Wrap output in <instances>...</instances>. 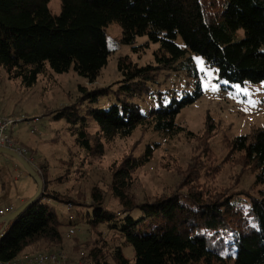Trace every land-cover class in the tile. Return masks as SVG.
<instances>
[{"label": "trees", "instance_id": "trees-1", "mask_svg": "<svg viewBox=\"0 0 264 264\" xmlns=\"http://www.w3.org/2000/svg\"><path fill=\"white\" fill-rule=\"evenodd\" d=\"M50 1L0 0V68L27 90L47 66L57 74L72 69L94 83L108 62L105 29L112 23L119 25L124 45L133 47L140 37L159 44L155 65L137 66L120 58L119 81L91 91L81 88L73 104L53 114L54 120L66 122L75 147L85 156L101 155V142L126 139L138 129L169 136L184 132L176 116L200 99V83L166 103L160 91L150 92L148 86L157 83L162 71L197 76L191 54L200 56L227 87L261 84L264 89V0H60L58 15L49 10ZM155 94L157 107L143 110L142 97L149 95L152 101ZM100 99L108 106L98 107ZM90 122L98 128L99 141L88 133ZM230 146L253 170L254 194L203 199L189 189L137 203L129 195L132 175L149 162V146L112 170L110 190L117 211L106 206L95 188L89 202L48 193L47 169H35L43 193L0 234V264L16 260L39 242L48 248L61 243L62 223L51 200L87 209L82 223L102 227L120 240L121 246L107 254L90 249L82 255L87 264H264V128L235 137ZM123 246L132 249L133 261Z\"/></svg>", "mask_w": 264, "mask_h": 264}, {"label": "rangeland", "instance_id": "rangeland-1", "mask_svg": "<svg viewBox=\"0 0 264 264\" xmlns=\"http://www.w3.org/2000/svg\"><path fill=\"white\" fill-rule=\"evenodd\" d=\"M48 8L52 14L58 15L60 0H51ZM105 31L110 55L94 83H89L72 69L57 74L47 66L34 87L27 90L19 80H8L5 71L0 68V118L19 121L9 129L8 134L16 146L28 151L34 169L39 170L41 166L47 169L48 193L54 192L63 200L89 202L90 192L95 188L104 196L106 206L117 211L119 206L110 190L112 170L125 158L141 156L149 146L152 149L149 162L132 175L129 195L137 203L189 189L198 192L203 199H215L220 194H254L257 187L253 185V170L245 163L242 154L231 150L230 143L237 136L264 128L263 86L227 87V83L217 81V72L213 68L193 54L190 58L197 76H191L186 71H162L158 73L157 83L148 86L150 92L160 91L166 103L173 95L181 98L193 92L195 83H200L203 92L200 99L176 116V123L184 132L169 136L138 129L126 139L101 142V155L85 156L77 150L66 122L54 120L53 114L73 104L81 94L79 89L91 91L119 81L121 75L117 63L120 58L127 57L137 66L156 64L154 53L159 44L149 43L146 37H140L133 47L124 45L121 29L116 23L110 24ZM242 36L243 32L239 31L238 38ZM177 44L183 46L180 39ZM142 98L143 110L157 107L156 94L153 102L149 95ZM104 101L100 99L97 106L107 107L108 103L104 104ZM34 118H38L39 122L33 123ZM32 128H35L34 133H31ZM88 133L91 139L99 141L98 128L93 122H90ZM35 193L36 184L22 166L0 154V210L17 209ZM49 205L62 223V241L53 248L39 242L25 250L27 257L57 254L67 263L87 264L82 255L90 249L101 248L107 254L109 249L121 246L112 232L102 227L91 229L82 223L81 215L87 209L55 200H51ZM2 228L3 224H0V231ZM122 248L124 255L133 261L132 249Z\"/></svg>", "mask_w": 264, "mask_h": 264}, {"label": "built area", "instance_id": "built-area-1", "mask_svg": "<svg viewBox=\"0 0 264 264\" xmlns=\"http://www.w3.org/2000/svg\"><path fill=\"white\" fill-rule=\"evenodd\" d=\"M254 106V105H253ZM24 121V120H21ZM19 121L14 120L13 118L5 117L0 118V147L5 149H10L16 152L18 155L26 159L32 165V158L29 157L28 151L23 147L16 146L14 140L8 134V131L11 127H13ZM33 123L39 122L38 118L32 119ZM35 128H32L31 133H34ZM5 211L6 212H10ZM0 215H4V211H0ZM8 264H72L67 263L60 255L57 254H37L34 256L27 257L22 261H11Z\"/></svg>", "mask_w": 264, "mask_h": 264}, {"label": "water", "instance_id": "water-1", "mask_svg": "<svg viewBox=\"0 0 264 264\" xmlns=\"http://www.w3.org/2000/svg\"><path fill=\"white\" fill-rule=\"evenodd\" d=\"M0 154L6 155L16 160L36 184V193L32 198L24 202L19 208L11 210L5 216L0 218V224H3V228L0 231L1 234L10 222L14 221L32 202H34L43 193V181L33 166L16 152L0 147Z\"/></svg>", "mask_w": 264, "mask_h": 264}, {"label": "crops", "instance_id": "crops-1", "mask_svg": "<svg viewBox=\"0 0 264 264\" xmlns=\"http://www.w3.org/2000/svg\"><path fill=\"white\" fill-rule=\"evenodd\" d=\"M23 202H25V201H23ZM13 210V209H12ZM1 211V210H0ZM7 214V212L5 213V211H4V215H2V217L3 216H5ZM25 253V252H24ZM22 254V255H20L17 259H16V261H22V260H25L26 258H27V254ZM37 255V254H36ZM32 256H34V255H32Z\"/></svg>", "mask_w": 264, "mask_h": 264}]
</instances>
